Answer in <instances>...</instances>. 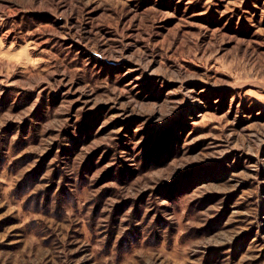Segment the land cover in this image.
<instances>
[{
    "label": "rangeland",
    "instance_id": "1",
    "mask_svg": "<svg viewBox=\"0 0 264 264\" xmlns=\"http://www.w3.org/2000/svg\"><path fill=\"white\" fill-rule=\"evenodd\" d=\"M0 264H264V0H0Z\"/></svg>",
    "mask_w": 264,
    "mask_h": 264
}]
</instances>
